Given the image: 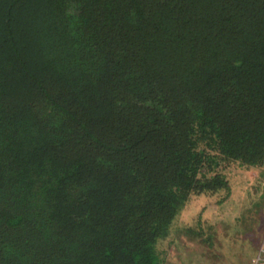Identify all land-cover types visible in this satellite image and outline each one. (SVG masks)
<instances>
[{"label": "trees", "instance_id": "obj_1", "mask_svg": "<svg viewBox=\"0 0 264 264\" xmlns=\"http://www.w3.org/2000/svg\"><path fill=\"white\" fill-rule=\"evenodd\" d=\"M229 162L264 165V0H0V264L211 263L182 214Z\"/></svg>", "mask_w": 264, "mask_h": 264}, {"label": "rangeland", "instance_id": "obj_2", "mask_svg": "<svg viewBox=\"0 0 264 264\" xmlns=\"http://www.w3.org/2000/svg\"><path fill=\"white\" fill-rule=\"evenodd\" d=\"M222 167L229 178L230 193L219 191L192 197V205L182 214V219L196 226L197 213L201 212L206 230L216 232L218 238H213L209 246L214 255L210 264H248L260 253V240L264 242V165L239 166L237 162H229L222 163ZM183 236L191 239L193 235ZM177 238L167 251L166 264H182L181 261L209 264L204 253L207 245L198 248L190 243L188 248H182L187 240Z\"/></svg>", "mask_w": 264, "mask_h": 264}, {"label": "built area", "instance_id": "obj_3", "mask_svg": "<svg viewBox=\"0 0 264 264\" xmlns=\"http://www.w3.org/2000/svg\"><path fill=\"white\" fill-rule=\"evenodd\" d=\"M259 252L260 253L257 255V257L248 264H264V246L260 248Z\"/></svg>", "mask_w": 264, "mask_h": 264}, {"label": "clouds", "instance_id": "obj_4", "mask_svg": "<svg viewBox=\"0 0 264 264\" xmlns=\"http://www.w3.org/2000/svg\"><path fill=\"white\" fill-rule=\"evenodd\" d=\"M262 246H264V242L261 244L260 248H261Z\"/></svg>", "mask_w": 264, "mask_h": 264}, {"label": "crops", "instance_id": "obj_5", "mask_svg": "<svg viewBox=\"0 0 264 264\" xmlns=\"http://www.w3.org/2000/svg\"><path fill=\"white\" fill-rule=\"evenodd\" d=\"M262 167V166H261ZM260 243L262 244L263 243V240H260Z\"/></svg>", "mask_w": 264, "mask_h": 264}]
</instances>
